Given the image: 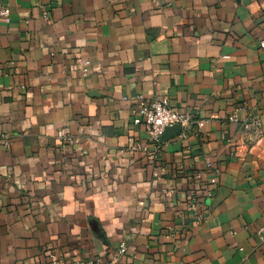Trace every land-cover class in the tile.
I'll list each match as a JSON object with an SVG mask.
<instances>
[{"label": "crops", "instance_id": "obj_1", "mask_svg": "<svg viewBox=\"0 0 264 264\" xmlns=\"http://www.w3.org/2000/svg\"><path fill=\"white\" fill-rule=\"evenodd\" d=\"M2 1L0 264H264V137L242 129L264 132L260 3ZM139 97L193 120L154 161L130 150ZM193 173L212 191L194 227Z\"/></svg>", "mask_w": 264, "mask_h": 264}, {"label": "built area", "instance_id": "obj_2", "mask_svg": "<svg viewBox=\"0 0 264 264\" xmlns=\"http://www.w3.org/2000/svg\"><path fill=\"white\" fill-rule=\"evenodd\" d=\"M260 5L264 8V0H257ZM43 17L46 18V13H43ZM10 21V10L9 8L0 0V22L9 23ZM260 48H264V41L259 44ZM77 67L81 70L83 75H88L92 69V63L88 59H78L76 61ZM138 105L132 111L133 113V124L143 125L146 130V142L142 144L140 142L133 143L130 146V150L133 152H141L148 156L151 160H155L157 154L159 153L161 145V137L167 128L173 126H180L182 136H184V131L192 124V116L179 112L169 105L167 98H161L160 100H155L147 102L138 98ZM230 121L237 122L234 116L229 118ZM201 125V122L198 123ZM242 129L248 133L251 137V142L258 141L264 137V132L261 127V122L258 117H253L249 120H245L242 124ZM57 139L60 142L61 148L64 152H67L70 147H72L76 138L64 133L63 131L57 132ZM2 144L7 147L8 138L5 136L2 138ZM244 148L248 149V146ZM211 164L207 163L206 168H210ZM217 173V170L215 171ZM188 181L195 189H191L187 193V198L185 202L186 212L189 214L190 225L198 226L205 219L204 203L209 200L212 196V191L209 188H200L202 185V176L200 173H193V176L187 177ZM199 186V187H198ZM203 186V185H202ZM198 187V188H197ZM189 229L181 232V236L185 237L189 233ZM262 228L258 229L257 234L260 236L262 233ZM168 232L170 236L177 235L174 228H169ZM127 251V246L125 242L119 245L117 250V255L125 254ZM95 264H101L98 260Z\"/></svg>", "mask_w": 264, "mask_h": 264}, {"label": "water", "instance_id": "obj_3", "mask_svg": "<svg viewBox=\"0 0 264 264\" xmlns=\"http://www.w3.org/2000/svg\"><path fill=\"white\" fill-rule=\"evenodd\" d=\"M180 134H181V128L178 125L167 128L161 137V142L168 141L170 138ZM93 226H94V230L97 231L96 224H94Z\"/></svg>", "mask_w": 264, "mask_h": 264}]
</instances>
